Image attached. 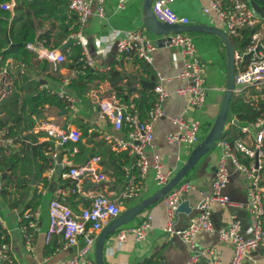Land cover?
I'll list each match as a JSON object with an SVG mask.
<instances>
[{
  "label": "crops",
  "instance_id": "0c3cea01",
  "mask_svg": "<svg viewBox=\"0 0 264 264\" xmlns=\"http://www.w3.org/2000/svg\"><path fill=\"white\" fill-rule=\"evenodd\" d=\"M13 1L15 4V0ZM123 1L125 7L117 9L119 0H105L104 16L92 14L84 26L82 46L85 50L81 45L79 46L82 49V54L86 51L94 60L93 66L89 67V72L85 71L84 65L81 68L68 65L71 63L69 59L70 47L76 44L72 39V43L67 48H63L69 38L63 41L61 47L57 48L65 56V60L58 65H53L47 61L50 68L43 71L36 64L28 65L23 62L22 67L12 70L15 82L14 90L20 97L29 94V90L20 88L24 73H29L32 78L40 80V88L48 89L56 94L63 91L74 96L75 112L68 109L64 102V108L46 104L42 107L41 116L36 118V121L47 119L63 128H77L81 133L78 142L64 144L53 142L47 156L50 165L54 163L55 159L58 162L54 171L49 172L48 167L39 176L36 175L34 181L31 178V188L25 203L31 200L34 192L41 195L37 207L27 208L38 209L40 213L38 229L33 233L31 248L27 246L21 230L20 216L26 210L24 209L26 205L10 208L0 195V247L5 248L20 264H67L83 247L84 240L82 237H79L73 245H66L60 234L53 235L49 242L45 240L49 223L48 204L50 199L54 197L56 188L71 186L75 183L74 179L66 175L69 168L82 164L92 156H99L100 171L105 174V180L99 182H95L91 175L82 176L80 184L83 193L73 194L66 200V204L75 211L87 206L90 203V197L96 193H103L111 200L117 199L126 191L132 180L139 182L138 195L126 198L123 209L154 194L160 188L155 184L151 170L145 177H139L137 169L133 166V157L124 151L115 150L111 143L105 139V135L120 134L124 130L117 131L109 120L98 117V101L100 99L121 92L123 98L129 100V105L122 104L128 108H135L132 103L133 99L139 97L141 93L154 92L153 89L149 88V82H156L157 73L169 78L164 82L169 95L161 104L165 116L157 120L154 125L153 146L150 150L159 153L164 168L170 170L173 175L186 161L194 146L168 142L167 135L174 129L170 120L171 117L180 115L198 119L201 122L202 139L218 113L226 84V51L220 37L216 34L198 31L185 32L192 38V41H195L197 56L204 65L206 98L202 107H194L190 104L188 96L177 94L175 91L185 83L184 80L177 77L183 70V57L178 48L167 47L161 40L157 43L156 50L152 52L151 62H145L133 53H123L118 56L115 48L116 36H112L111 31H126L144 25L142 22L143 0ZM247 2L257 19L253 27H260L264 18L263 0H247ZM205 5V0H175L171 6L177 14L189 18V25L204 24L225 31L224 23L214 13L204 14L202 12V7ZM11 13L13 12L11 11ZM48 27L49 22L47 21L41 28L37 29V32L40 33ZM15 61L19 62L18 60ZM146 65L149 66L150 71L145 68ZM79 76H82V82L87 87L82 98L70 85L72 80L78 79ZM141 81L144 82V85L141 84ZM133 86L137 89L128 92L129 88ZM258 90L255 86H251L245 93H237L233 90V94H244L255 99L257 95L255 96L253 93L258 92ZM14 110L15 106L12 105L11 108L0 112V115H10ZM202 115L205 117L204 120L200 119ZM244 123H239L237 117L232 115L224 125V130L228 129L226 136L233 138L232 140L240 137L247 143L251 142V136L241 132L238 134L239 126ZM30 132L35 135L38 143L52 140L43 130L36 132L32 128ZM226 136L223 138L229 140ZM218 141L219 139L216 141L215 147L203 155L183 178V180H189L193 185V188L184 194V199L188 202L191 210L190 212L177 213L175 219V227L177 228H184L190 216L197 211V205L202 198L201 192H210V184L220 156ZM18 146L15 143L9 149L16 150ZM9 149L5 151L9 152ZM53 151L57 153L55 159L52 155ZM228 163L230 178L226 187L223 188V193L229 197L230 203L226 206H214L211 212L212 224L215 229L225 226L230 223L234 216L240 221L241 230L245 233L250 222V214L246 208L248 180L230 161ZM59 167L60 173L57 172ZM3 175L0 172L1 185ZM43 178L46 180V184ZM262 185L264 187V183ZM126 202L130 203L125 205ZM144 210L145 212L134 217V222L131 225V227L135 226L148 214L152 216L151 227L147 231L144 241L136 243L133 236L129 234L126 241L118 244L116 234L119 230H117L105 244V264H150L149 262L158 264L161 260H164L166 264H186L188 253H191L188 245L179 237L169 236L162 230L165 224L163 198L151 203ZM110 221H107L103 228ZM196 242L202 251V260L199 255L194 264H212L213 261L216 264L229 263L233 250L232 244L221 241L216 232H198L195 236ZM209 250L213 251L209 252ZM86 258L94 261V249L86 254ZM0 264L5 263L0 261ZM242 264H264V244L252 250L242 260Z\"/></svg>",
  "mask_w": 264,
  "mask_h": 264
},
{
  "label": "built area",
  "instance_id": "2783aa9c",
  "mask_svg": "<svg viewBox=\"0 0 264 264\" xmlns=\"http://www.w3.org/2000/svg\"><path fill=\"white\" fill-rule=\"evenodd\" d=\"M66 1L68 10L75 14L78 24L77 30L70 35V38L85 50L82 46L84 26L92 14L104 16L105 0ZM174 1L153 0L151 10L154 16L159 21L169 24H189L188 17L179 15L172 9L171 5ZM205 1L206 5L202 7V12L214 13L224 23L225 32L230 41H239L243 30L256 24V16L249 8L247 0ZM13 6V0L0 2V8L3 10L12 11ZM124 7V1L119 0L116 8ZM111 35L116 36L115 48L118 56L123 53H133L144 61L151 62L152 52L156 50L158 44L150 38L144 25L126 31L112 30ZM162 38L165 46L178 48L182 53L183 70L177 77L185 83L175 90L176 93L188 96L192 106L202 107L206 98L204 65L197 56L192 38L185 32H170ZM26 48L33 51L38 59L46 60L53 65H58L65 60L64 54L59 49L47 47L36 40L27 42ZM234 58V91L245 93L251 86H255L259 91L262 90L264 88V18L261 28L251 34L244 50L234 47ZM83 60L87 67H92L94 64L93 58L86 51L83 53ZM23 65L21 61L17 62L12 57L3 58L0 54V102L13 93L15 82L12 70ZM156 77L153 88L156 100L143 118L134 107H126L114 94L98 101V117L109 120L115 130H124L120 134L105 135V139L115 150L124 151L133 157V166L137 169L139 177H145L151 170L155 184L162 187L173 174L164 168L159 153L150 149L153 146L154 125L157 120L165 116L161 104L169 95L164 86V82L169 78L160 73H157ZM58 96L68 109L75 112L74 96L63 91H59ZM170 120L174 129L167 135L168 142L185 146H195L200 142L201 122L198 119L179 115L172 116ZM33 129L36 132L43 130L55 144L78 142L81 136L77 128H63L47 119L37 120ZM239 131L251 136V142L247 143L240 137L232 141L223 137L219 138L220 156L210 184V192H201L202 198L197 205V212L190 216L184 228L175 227V219L178 205L182 201L181 196L193 188L192 183L189 180H181L163 197L165 224L162 230L169 236H179L189 246L191 253L188 264H194L198 260L195 236L201 231L216 232L221 241L232 244L233 250L228 264H242V260L252 250L264 244V187L262 185L264 183V114L254 122L241 124ZM6 132L5 130L4 133ZM14 144L12 137L0 135L1 146L8 148ZM52 155L54 159L57 158L55 151ZM241 159H247V162ZM99 161V156H92L82 164L69 168L66 175L74 179L75 183L71 186L56 188L55 195L48 204L49 223L45 233L46 242H49L55 234H60L66 245L75 244L79 237L84 240L83 247L67 264H95V261L86 258V254L94 249L100 230L107 221L121 213L126 198L138 195L139 182L132 180L126 191L117 199L111 200L103 193H96L90 197V203L87 206L77 211L72 210L66 204V200L73 194L83 193L80 184L82 176L91 175L95 182L105 180V174L100 171ZM228 161L248 180L246 208L250 214V224L245 233L241 230L240 221L234 216L225 226L215 229L212 224L211 212L214 206H226L230 203L229 197L223 193V188L226 187L230 178ZM57 163L55 159L48 171H54ZM39 215L38 209H26L20 216L21 230L29 248L32 247L33 233L38 229ZM151 221L152 216L148 214L135 226L119 229L116 234L118 244L126 241L129 234L133 236L136 243L143 242L151 227ZM212 251L209 250V252ZM0 261L5 264H20L5 248L1 247ZM158 264H166V262L161 260ZM212 264L216 262L213 261Z\"/></svg>",
  "mask_w": 264,
  "mask_h": 264
},
{
  "label": "trees",
  "instance_id": "16d2710c",
  "mask_svg": "<svg viewBox=\"0 0 264 264\" xmlns=\"http://www.w3.org/2000/svg\"><path fill=\"white\" fill-rule=\"evenodd\" d=\"M7 0H0L4 2ZM12 12L0 8V54L3 58L11 57L28 65H38L43 71L50 68L45 60H39L36 54L26 48L27 42L38 41L43 45L52 48H59L63 41L70 38V35L78 28L76 16L68 10L66 0H15ZM49 22L48 29L38 33L45 22ZM260 27H247L242 32L239 41H232V44L244 50L248 44L251 34ZM71 55L69 59L70 67L85 66V71H90L83 60L82 49L74 44L70 47ZM143 60V59H142ZM146 62V61H145ZM145 68L150 71L148 65ZM21 89L29 90V94L18 96L16 90L6 99L0 102V112L15 106V110L10 115H0V135L12 137L14 143L18 144L16 150H10L0 146V172L3 183L0 187V195L10 208H18L25 204L24 209L35 208L40 202V193L34 192L31 200L25 203V199L30 192V182L33 175L39 176L43 170L50 167L48 152L53 146V140L38 143L35 135L30 132L36 118L41 116V109L44 105H55L64 108V103L58 94L45 88H40L41 82L32 78L30 74L22 75ZM71 87L82 98L87 89L82 76L73 79ZM119 90V89H117ZM121 91L123 89H120ZM255 99L244 94H233L227 112L226 121L235 115L239 123L254 122L264 114V88L254 92ZM121 103L129 105V100L124 99L121 92L115 93ZM156 100L153 91L141 93L139 97L133 99L135 109L140 117H144ZM18 113L21 116L15 123H11L12 118ZM233 128V127H232ZM7 131L4 133V131ZM228 129L223 131L221 137H225ZM238 134H241L238 129ZM237 134V136H238ZM228 138V136H226ZM232 140L233 138H228ZM9 149V152L5 150ZM247 162V159H241ZM45 184L46 180L43 178ZM152 264L151 262H149Z\"/></svg>",
  "mask_w": 264,
  "mask_h": 264
},
{
  "label": "water",
  "instance_id": "95a60500",
  "mask_svg": "<svg viewBox=\"0 0 264 264\" xmlns=\"http://www.w3.org/2000/svg\"><path fill=\"white\" fill-rule=\"evenodd\" d=\"M153 0H143L142 3V12L143 18L142 22L146 27L150 38L155 42L159 43L163 39V35H167L170 32H204L216 34L220 37L221 42L224 45L226 51V84L225 89L223 91V96L221 99L220 107L218 113L211 124L208 132L202 138V140L194 146L191 150L189 156L183 165L175 172V174L170 178V180L160 187L156 192L146 198H143L139 202L123 209L121 213L112 219L99 233L95 246H94V261L95 264H105L104 262V248L105 244L108 242V239L114 234L120 227L124 224L129 223L134 219L136 215H138L141 211H143L146 207H148L151 203L162 199L165 194H167L173 187H175L185 175L191 170L199 161V159L207 154L210 150H212L216 141L221 137L224 125L227 118V112L229 107V101L232 97L234 86H235V58H234V47L227 36L226 32L215 27H210L207 25H181V24H169L166 22L159 21L153 14L151 10V3ZM72 43V39L69 38L63 48H67ZM245 57V56H244ZM154 80V77H152ZM141 84L144 85V82L141 81ZM155 82H149V88L153 89ZM137 88L135 86L129 88L128 92L134 91ZM20 114L15 115L11 123H14ZM58 173H60V167L58 168ZM32 180H35V175L32 176ZM181 202L178 205V212H190V207L188 202L184 199V194L181 196Z\"/></svg>",
  "mask_w": 264,
  "mask_h": 264
},
{
  "label": "rangeland",
  "instance_id": "374dc122",
  "mask_svg": "<svg viewBox=\"0 0 264 264\" xmlns=\"http://www.w3.org/2000/svg\"><path fill=\"white\" fill-rule=\"evenodd\" d=\"M193 42H194V44H195V41H194V40H193ZM204 118H205V117H204L203 115L200 116V119H201V120H204ZM201 140H202V139H200V141H201ZM190 171H191V170H190ZM185 177H186V176H185ZM187 192H188V191H187ZM187 192H186V193H187ZM186 193H185V194H186ZM129 203H130V202H126L125 205H128ZM143 212H145V210H143L142 212H140L139 215L142 214ZM196 212H197V211H196ZM196 212H195L193 215H195ZM133 222H134V221L132 220V221H130L129 223L122 225L120 228H128V227H131V225L133 224ZM249 224H250V222H249ZM249 224H248V226H249ZM174 237L178 238L179 236H176V235H175ZM179 239H180V237H179ZM195 246H196V250H195V251H196V253H197L198 255H200V259L202 260V256H201V252H202V251H200V249L198 248V246H197V242L195 243ZM188 247H189V246H188ZM189 249H190V248H189ZM189 255H190V254L188 253V257H189ZM188 257H187V259H186V264H187Z\"/></svg>",
  "mask_w": 264,
  "mask_h": 264
}]
</instances>
